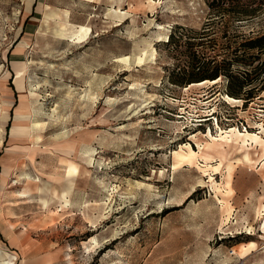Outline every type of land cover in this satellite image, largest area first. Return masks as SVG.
I'll list each match as a JSON object with an SVG mask.
<instances>
[{
  "label": "rangeland",
  "instance_id": "1",
  "mask_svg": "<svg viewBox=\"0 0 264 264\" xmlns=\"http://www.w3.org/2000/svg\"><path fill=\"white\" fill-rule=\"evenodd\" d=\"M216 13L209 0H0V183L24 206L0 232L11 264H264V91L245 103L224 76L168 78L176 26L264 31V12ZM64 20L91 32L73 41ZM229 45L197 50L223 59ZM237 131L261 137L242 146ZM40 236L51 254L33 249Z\"/></svg>",
  "mask_w": 264,
  "mask_h": 264
},
{
  "label": "trees",
  "instance_id": "2",
  "mask_svg": "<svg viewBox=\"0 0 264 264\" xmlns=\"http://www.w3.org/2000/svg\"><path fill=\"white\" fill-rule=\"evenodd\" d=\"M209 5L215 13H228L233 22L254 18L264 12V0H209ZM210 23L208 21L200 30L187 28L194 35L180 31L179 26L170 32L164 41L173 59L168 66L169 81L186 85L224 76L226 94L241 98L245 103L254 100L264 91V31L248 36L231 32L229 28H211ZM220 34L230 40L231 51L226 57L219 59L212 53L197 50L198 46H212V41ZM207 38L209 42H206Z\"/></svg>",
  "mask_w": 264,
  "mask_h": 264
},
{
  "label": "crops",
  "instance_id": "3",
  "mask_svg": "<svg viewBox=\"0 0 264 264\" xmlns=\"http://www.w3.org/2000/svg\"><path fill=\"white\" fill-rule=\"evenodd\" d=\"M1 154V153H0ZM0 159H1V155H0ZM4 164H8L7 161ZM82 179V178H74V182L75 183H70L68 182V184H65L67 187L69 186V188H65L68 192H69V199H70V205L73 204H78L80 202V200L77 199V201H74L73 198L74 196L79 193L82 194L83 192H81V187L76 186L78 181ZM66 183V182H65ZM1 183H0V232H4V226L6 227H10L7 223L8 219L11 221H17L18 219L21 220L20 217L23 212H22V208L24 206H21L19 202L14 201V197L10 196V195H4V193L1 191ZM64 185V187H65ZM63 184H61L60 182H57L56 185L54 184L53 188H55L56 191H58L59 193H62L64 190V187L62 188ZM78 187V188H77ZM64 190V191H66ZM64 196H62L61 198H63ZM22 204H26V203H22ZM55 206V205H54ZM11 211H16L15 214H10L9 212ZM22 213V214H21ZM42 218H38V220H41ZM2 220L5 222H2ZM52 227V226H50ZM55 227H57V225H55ZM39 230H41V227L39 228ZM264 234V233H263ZM41 237V236H40ZM48 241V237H41L37 243L33 244V249L36 251H40L41 253H44L43 251L46 250L47 248V252L51 254V246H49L47 243ZM254 247H252L251 249H253ZM49 249V250H48ZM251 250L249 249V251L246 253V255L250 252ZM241 252V250H240ZM239 252V254H240ZM241 256V255H240Z\"/></svg>",
  "mask_w": 264,
  "mask_h": 264
},
{
  "label": "bare ground",
  "instance_id": "4",
  "mask_svg": "<svg viewBox=\"0 0 264 264\" xmlns=\"http://www.w3.org/2000/svg\"><path fill=\"white\" fill-rule=\"evenodd\" d=\"M57 32H58V34H60L62 36L69 37V39H72L73 41L74 40H82L85 37H87V35L91 32V27L89 25H86V24H71V23L67 22L66 20H64L60 24V27L57 28ZM217 80L218 79H213V80H211V79H205V80H202V81L193 82V83L190 84V86L193 85V84H202V83L208 82V81H214L215 82ZM226 96L228 98H230V99H236L235 97L230 96L229 94H226ZM22 118H25V116H20L19 114L16 115V121L17 122H20L22 120ZM37 124H38L37 123V120L36 121H33L32 127H35ZM233 134L236 135V138H239V139H241L243 141L242 142V146L245 145L244 142L247 139L246 136H250L255 141H259V139L261 137L256 132H251V131H246V132L237 131V133L236 132H233ZM190 155L192 156L193 155V152H191ZM245 157L247 159H249V156H248L247 153L245 154ZM70 172H76V168L75 167H72L70 169ZM19 193L20 194H25V193H27V191L23 190V191H21ZM64 197L67 200L66 193L64 194ZM92 240L93 241H96V238L92 237ZM249 245L250 246H254V242L251 241ZM247 252H248V249L247 248H244V250H241V252H240L239 255H241L242 257H244ZM12 260L13 259L10 256V254H8L7 252H5V251H3V250L0 249V264H11Z\"/></svg>",
  "mask_w": 264,
  "mask_h": 264
},
{
  "label": "built area",
  "instance_id": "5",
  "mask_svg": "<svg viewBox=\"0 0 264 264\" xmlns=\"http://www.w3.org/2000/svg\"><path fill=\"white\" fill-rule=\"evenodd\" d=\"M234 252H235V250L234 249H231L230 250V253L231 254H234ZM234 264H245V262L243 261V260H238L236 263H234Z\"/></svg>",
  "mask_w": 264,
  "mask_h": 264
}]
</instances>
